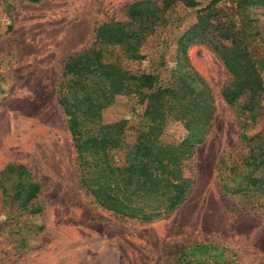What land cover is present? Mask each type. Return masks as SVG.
<instances>
[{"label": "rangeland", "instance_id": "374dc122", "mask_svg": "<svg viewBox=\"0 0 264 264\" xmlns=\"http://www.w3.org/2000/svg\"><path fill=\"white\" fill-rule=\"evenodd\" d=\"M136 1L0 0V264H264V191L231 192L222 184L229 180V162L248 155L245 136L264 141V99L260 94L255 106L243 108L245 93L228 104L221 92L232 75L210 43L196 41L182 51V36L206 14L200 12L204 0L166 9L162 0H148L156 25L144 30L140 57L121 60L161 84L178 72L209 89L211 118L185 169L192 179L185 199L167 215L142 220L102 208L80 185L56 88L69 58L92 45L98 26L130 22L127 8ZM234 10L232 1L222 0L212 13L237 22ZM262 12L264 7L256 10L257 26ZM143 108L135 95L116 101L136 127L148 122ZM186 134L181 121L170 120L161 138L174 143ZM10 164L26 167L21 181L39 184L33 200L39 212L10 200L18 180ZM251 172L244 168L245 175Z\"/></svg>", "mask_w": 264, "mask_h": 264}, {"label": "trees", "instance_id": "16d2710c", "mask_svg": "<svg viewBox=\"0 0 264 264\" xmlns=\"http://www.w3.org/2000/svg\"><path fill=\"white\" fill-rule=\"evenodd\" d=\"M220 1L204 0L206 4L200 12L206 14L184 33L180 47L185 51L189 44L207 40L232 75V81L222 89L223 99L233 105L249 93L243 105L249 109L256 105L257 96L262 94L264 99V49L257 47L264 44V12L263 23L255 24L256 10L264 7V0H227L233 3L237 22L230 14L212 13ZM177 2L185 7L204 3L162 0V8ZM148 4V0L130 4V22L99 25L92 45L69 58L56 88L81 187L102 208L142 220L167 215L185 199L192 184L185 169L194 146L206 135L213 108L209 89L195 76L190 75L188 80V76L175 72L172 80L161 84L154 75L134 73L122 65L123 57H140L138 48L145 37L144 30L156 25L148 15ZM137 19L136 28L133 24ZM128 95L144 103L142 116L148 122L143 127L130 124V119L116 109L117 98ZM170 120L181 121L187 130L174 143L161 138ZM260 136H245L248 155L241 162H229V180L222 179L225 189L264 191V172L252 175L264 171V141H259ZM245 167L252 172L245 175ZM7 169L18 175L17 191L10 200L17 201L21 208L30 204L29 212H39L41 207L33 202L39 184L31 179L20 180L27 172L24 165L10 164Z\"/></svg>", "mask_w": 264, "mask_h": 264}]
</instances>
